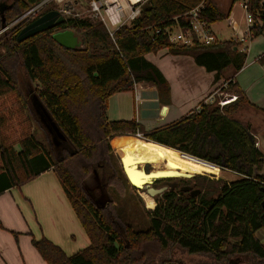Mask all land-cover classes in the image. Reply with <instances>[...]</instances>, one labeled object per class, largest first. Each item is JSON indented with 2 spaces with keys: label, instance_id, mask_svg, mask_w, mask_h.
Returning <instances> with one entry per match:
<instances>
[{
  "label": "trees",
  "instance_id": "1",
  "mask_svg": "<svg viewBox=\"0 0 264 264\" xmlns=\"http://www.w3.org/2000/svg\"><path fill=\"white\" fill-rule=\"evenodd\" d=\"M39 1L0 0V30ZM201 5L200 16L208 24L229 17L230 12L210 0H145L140 17L113 37L103 23L68 18L22 42L17 40L20 30L0 40V195L53 170L90 240L87 248L68 255L46 237H33V246L47 264H186L167 256L172 247L200 256L207 264H264V243L257 237L264 229V177L256 173L264 155L255 146L250 125L237 120L252 104L233 79L226 89L235 91L236 101L222 109L217 102L202 103L179 122L152 132L135 120L110 121L107 116L108 99L132 90L134 83L153 84L161 103H170L169 83L146 58L149 53L166 49L171 55L192 56L214 73V85L227 70L243 69L247 54L234 40L179 45L162 32L176 21L188 28L187 14ZM249 11L258 37L264 33V4L250 0ZM64 30L83 32L78 48H65L54 39V33ZM20 69L35 85L37 103L66 138L56 156L35 135V122L45 124L20 87ZM138 132L147 143L134 146L160 144L241 177L215 187L213 194L202 189H196L198 195L179 188L166 191L148 211L149 229L134 230L115 201L97 206L84 184L105 165L108 188L124 195L132 185L115 165L111 140Z\"/></svg>",
  "mask_w": 264,
  "mask_h": 264
},
{
  "label": "crops",
  "instance_id": "2",
  "mask_svg": "<svg viewBox=\"0 0 264 264\" xmlns=\"http://www.w3.org/2000/svg\"><path fill=\"white\" fill-rule=\"evenodd\" d=\"M213 25L212 30L219 39ZM255 38L251 44H245L248 50L243 69L238 73L229 69L227 73L252 104L237 118L250 125L251 133L259 143L257 147L264 154V33L254 41ZM254 46L256 52H253ZM146 58L167 79L170 103H161L158 89L153 84L134 83L132 90L116 93L108 99L110 121L135 120L146 132L164 128L199 110L204 100L221 88L224 80L214 85V73L197 65L192 56H175L164 49L149 53ZM130 138L132 140L115 146L116 151L136 147L129 144L138 138ZM38 203L46 207L47 217L44 219L38 211ZM33 237H46L68 255L90 245L89 237L53 170L42 173L21 188H12L0 195V264H47L33 246ZM78 240L80 243L76 246Z\"/></svg>",
  "mask_w": 264,
  "mask_h": 264
},
{
  "label": "rangeland",
  "instance_id": "3",
  "mask_svg": "<svg viewBox=\"0 0 264 264\" xmlns=\"http://www.w3.org/2000/svg\"><path fill=\"white\" fill-rule=\"evenodd\" d=\"M71 3L69 5L70 13L66 17L67 19H85L89 20L92 23H102L101 21L93 18L91 16V13L89 11V0H70ZM212 1L222 12L228 13L232 10L233 16L236 19L239 27L241 29L246 28V14L243 9V3L244 0H210ZM21 17V16H20ZM20 17L13 19L5 28L0 30V40L5 39L8 36H12V32L16 30H22L24 27L21 25ZM213 29L216 31V33L219 36V40H229L233 37L234 31L231 27L228 26L227 21H221L217 22L213 25ZM65 31V30H64ZM73 31V30H72ZM60 32V31H58ZM109 32V31H108ZM20 33V32H19ZM75 35L79 37L80 41L83 36V32H75ZM261 36V35H260ZM258 36V37H260ZM258 37H256L258 39ZM254 39V41L256 40ZM253 41V39H251ZM249 41L246 44H251L252 41ZM261 48V47H260ZM240 50H242V47H240ZM257 48L254 46L253 52H256ZM244 52V51H243ZM250 55V54H248ZM18 78H19V84L22 88L23 92L29 97L33 103V106L36 111V116L45 124L43 127L41 124H37L35 122V135L37 139L45 144L47 148H49L56 156L59 151L60 147L62 146V143L65 142L66 138L64 137L63 133L58 129V127L55 125L54 121L48 114V112L45 110V108L37 103V98L34 96V90L35 85H32L24 72L23 69H20L18 72ZM224 80L221 83V91L224 93V96L222 97L223 100L230 99L233 94H235V91L232 89H226L229 85V73L227 71L224 73ZM224 84L226 86H224ZM34 96V97H33ZM33 97V98H32ZM221 98V97H220ZM239 116V114L237 115ZM41 117V118H40ZM48 122H47V121ZM237 120H239L237 118ZM241 121V120H239ZM246 123V122H244ZM54 130V131H53ZM55 134L53 135V133ZM130 137L137 138L136 136H130V135H119L113 137L111 140V145L114 150V156H115V165L119 170L123 169L122 163L120 161V157L116 153V148L120 143H125L126 141L132 140ZM141 141H137L135 143L129 144V145H135L136 143H147L144 138L140 139ZM150 143V142H149ZM139 146V145H137ZM256 146V144H255ZM257 147V146H256ZM258 148V147H257ZM259 149V148H258ZM260 150V149H259ZM261 151V150H260ZM262 152V151H261ZM264 155V154H263ZM173 164H176L173 162ZM178 165V164H177ZM214 166V165H213ZM221 169V168H220ZM219 170L218 174L213 173H201L197 174L191 178H172L169 179V181L172 182H179L181 186L190 185L192 186V190L196 189H202L204 191H209L210 194H213V189L215 187L221 186L223 183H231L233 181H236L240 179L241 176H239L237 173L231 172L229 170ZM123 171V170H122ZM146 172L153 171L152 165H147L145 167ZM257 175H260L264 177V164L262 166L261 170H256ZM108 175V170L105 165L98 166L94 172L91 174V176L85 181L84 186L86 185V191L91 197V199L95 202V204L99 207L105 206L110 201H115V203L118 206L119 212L124 217V219L132 225L134 230L137 231H145L148 230L150 227V220L148 216V211L155 209L157 203H158V196H156L154 199L150 198V206L146 203L142 196V191L140 192L137 188H134L133 186H129L126 193L122 196H117L112 192L111 189L108 188L106 184V178ZM201 177V178H200ZM205 178V179H204ZM162 180L156 181L155 185L161 184ZM188 183V184H186ZM214 186V187H213ZM213 187V188H211ZM34 209L35 204H32ZM38 211L41 215V218L44 219L47 217L46 213V207L44 204H36ZM36 215L39 217L38 212H36ZM45 221V220H44ZM258 239L264 243V229H261L257 232ZM80 243V240H78L76 246ZM81 249V248H78ZM168 257H172L175 260L183 261L186 264H207L210 262H207L206 259H203L200 256H191L188 255L181 250H179L177 247H172L169 252L167 253Z\"/></svg>",
  "mask_w": 264,
  "mask_h": 264
},
{
  "label": "built area",
  "instance_id": "4",
  "mask_svg": "<svg viewBox=\"0 0 264 264\" xmlns=\"http://www.w3.org/2000/svg\"><path fill=\"white\" fill-rule=\"evenodd\" d=\"M70 0H40L39 2L30 6L20 17L21 25L24 27L34 20L38 19L45 13L57 10L65 18L70 13ZM145 0H89V11L91 16L101 21L109 31V34L113 37L114 33L124 25H130L136 21L142 10V5ZM250 0H244L243 9L246 14V28L243 30L239 27L236 19L233 16L232 11L229 13V17L226 19L228 26L234 31V35L231 40H234L240 44L242 51L247 52L248 48L245 46L247 42L253 39L252 32L255 26V20L252 13L249 11ZM264 4V0H261V6ZM203 5L196 7L187 14V20L189 23L188 28H183L177 21L176 25L167 27L162 31L167 34L170 41L179 45H193L196 41L202 44H212L219 39L212 30V25L204 21L200 12ZM67 19V18H66ZM160 30H156V34L161 33ZM224 86H226L224 84ZM222 89V88H221ZM221 89L213 92L205 100L204 104H212L217 102L220 108H224L227 104L236 101L238 96L233 94L230 99L223 100L224 93ZM221 97V98H220ZM136 137L142 138L144 135L140 132L136 134ZM259 143L256 142V146Z\"/></svg>",
  "mask_w": 264,
  "mask_h": 264
},
{
  "label": "bare ground",
  "instance_id": "5",
  "mask_svg": "<svg viewBox=\"0 0 264 264\" xmlns=\"http://www.w3.org/2000/svg\"><path fill=\"white\" fill-rule=\"evenodd\" d=\"M116 153L132 182L140 189L139 191H142V196L149 206L150 198L156 197L158 190L166 185L164 182L174 183L169 179L219 172L216 166L152 142L118 150ZM147 165H152L153 171L146 172ZM158 180H162L161 184L154 186ZM173 185L175 184H171Z\"/></svg>",
  "mask_w": 264,
  "mask_h": 264
},
{
  "label": "water",
  "instance_id": "6",
  "mask_svg": "<svg viewBox=\"0 0 264 264\" xmlns=\"http://www.w3.org/2000/svg\"><path fill=\"white\" fill-rule=\"evenodd\" d=\"M65 21H66V18L59 11H57V10L49 11V12L45 13L44 15H42L41 17H39L38 19H36L33 22L26 25L18 34L17 40L19 42H22V41H24L30 37H33L37 34H40V33L45 32L47 30H50L54 27H57V26L63 24ZM53 37L60 45H62L65 48H68V49H75L81 45V41H80L79 37L76 36L75 33L71 30L56 32V33H54ZM122 166H123V170H124L128 180H129V182L131 183V185L134 188H137L138 190H140L132 182L131 178L129 177V175L126 171L124 164H122ZM189 178H191V177H189ZM164 183L166 185L163 188L159 189L155 196L161 197L166 191H169V190L174 191L178 188L180 189L181 192L192 191V186H190V185L181 186V184L179 182H174V183L164 182ZM171 184H175V185L171 186ZM199 193H200L199 190L193 191V195H198Z\"/></svg>",
  "mask_w": 264,
  "mask_h": 264
}]
</instances>
